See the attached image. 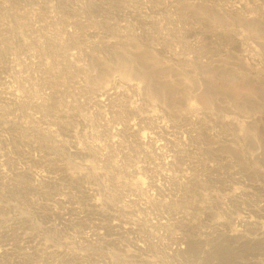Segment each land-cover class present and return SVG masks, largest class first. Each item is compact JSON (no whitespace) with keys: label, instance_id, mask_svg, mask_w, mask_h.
Returning a JSON list of instances; mask_svg holds the SVG:
<instances>
[{"label":"rangeland","instance_id":"rangeland-1","mask_svg":"<svg viewBox=\"0 0 264 264\" xmlns=\"http://www.w3.org/2000/svg\"><path fill=\"white\" fill-rule=\"evenodd\" d=\"M0 264H264V0H0Z\"/></svg>","mask_w":264,"mask_h":264},{"label":"bare ground","instance_id":"bare-ground-1","mask_svg":"<svg viewBox=\"0 0 264 264\" xmlns=\"http://www.w3.org/2000/svg\"><path fill=\"white\" fill-rule=\"evenodd\" d=\"M164 85H165V84H164ZM167 85H168V84H167ZM168 86H170V85H168ZM163 87H164V86H163ZM171 88H172V87H171ZM164 89H166V88L164 87ZM167 89H168V87H167ZM167 89H166V90H167Z\"/></svg>","mask_w":264,"mask_h":264}]
</instances>
